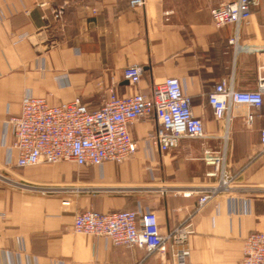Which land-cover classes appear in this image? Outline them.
<instances>
[{
	"label": "crops",
	"instance_id": "1",
	"mask_svg": "<svg viewBox=\"0 0 264 264\" xmlns=\"http://www.w3.org/2000/svg\"><path fill=\"white\" fill-rule=\"evenodd\" d=\"M223 1L144 0L130 8L129 0H0V174L62 188L42 196L0 185V264H177L181 250L188 252L186 264H240L245 237L264 230V99L247 126L245 106H232L217 121L207 97L221 80L246 92L264 77V0H256L237 25L216 28L209 12ZM131 65L144 69L136 86L122 78ZM163 78L178 79L193 115L212 147L224 150L225 168L235 176L231 189L199 212L198 197L186 192L218 179L208 176L213 168L201 160L202 142L183 139L161 153L148 139L156 127L151 118L130 127L137 149L122 164L16 167L7 120L18 113L22 96L51 104L80 97L96 109L110 91L146 95ZM138 209L155 213L162 234L187 227L186 242L159 255L72 233L79 211Z\"/></svg>",
	"mask_w": 264,
	"mask_h": 264
},
{
	"label": "built area",
	"instance_id": "2",
	"mask_svg": "<svg viewBox=\"0 0 264 264\" xmlns=\"http://www.w3.org/2000/svg\"><path fill=\"white\" fill-rule=\"evenodd\" d=\"M144 0H129L130 8L143 6ZM256 0H224L212 8L210 19L216 28L237 25L245 20ZM59 12L54 17H59ZM235 51L240 49L237 37ZM144 69L137 65L127 66L122 78L131 86L142 79ZM264 99V77H260L253 91H235L225 80L217 83L207 101L215 120L228 117L232 106H245L247 126H251L255 112L261 110ZM254 111V112H253ZM155 119L156 127L148 137L161 153L176 149L183 139L202 142L201 160L213 168L208 176H217L216 183L192 187L186 195L198 197L195 213L221 193L231 189L235 178L225 168L224 150L214 149L211 138L203 128L202 121L191 110L190 99L182 93L176 78H163L153 82L148 94L134 91L119 96L110 91L103 103L90 109L80 97L70 101L51 104L45 97L24 95L17 114L7 120L13 136V147L17 151L16 167L25 169L37 165L70 163L77 167H99L105 162L122 164L136 151V142L130 127L142 119ZM228 122V119H227ZM226 139V134L224 135ZM264 157V126L259 133ZM0 185L13 190H22L42 196L54 194L62 188L37 185L12 180L0 174ZM68 206V201H63ZM72 233L103 239L115 246L143 247L148 253L162 255L170 244H183L189 235L187 227L173 229L162 234L157 217L151 210L95 212L84 210L73 217ZM188 252L181 250L177 264H186ZM240 264H264V230L250 233L243 240Z\"/></svg>",
	"mask_w": 264,
	"mask_h": 264
}]
</instances>
